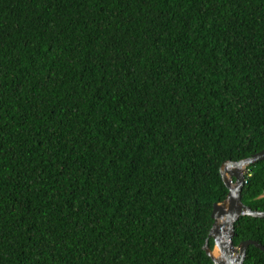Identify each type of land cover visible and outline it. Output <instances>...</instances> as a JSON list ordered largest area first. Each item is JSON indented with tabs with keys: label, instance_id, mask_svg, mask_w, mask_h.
<instances>
[{
	"label": "trees",
	"instance_id": "16d2710c",
	"mask_svg": "<svg viewBox=\"0 0 264 264\" xmlns=\"http://www.w3.org/2000/svg\"><path fill=\"white\" fill-rule=\"evenodd\" d=\"M263 148L264 0H0V264H214L220 167Z\"/></svg>",
	"mask_w": 264,
	"mask_h": 264
},
{
	"label": "water",
	"instance_id": "95a60500",
	"mask_svg": "<svg viewBox=\"0 0 264 264\" xmlns=\"http://www.w3.org/2000/svg\"><path fill=\"white\" fill-rule=\"evenodd\" d=\"M264 159V148L248 158L239 161H225L220 167L222 179L228 189L226 198L214 204L213 225L206 238L204 249L214 264H243L247 250L254 245L264 251V245L257 240H244L234 244L235 224L242 216L264 218V211L254 210L242 200L246 183L247 167ZM214 240L210 247L209 240Z\"/></svg>",
	"mask_w": 264,
	"mask_h": 264
}]
</instances>
